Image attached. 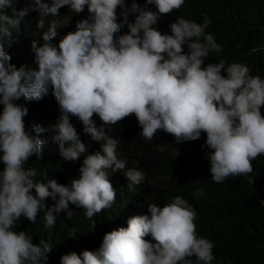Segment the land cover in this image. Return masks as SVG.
Listing matches in <instances>:
<instances>
[{
    "label": "clouds",
    "instance_id": "1",
    "mask_svg": "<svg viewBox=\"0 0 264 264\" xmlns=\"http://www.w3.org/2000/svg\"><path fill=\"white\" fill-rule=\"evenodd\" d=\"M18 2L0 0V264H220L213 260V242L197 234V213L185 197L173 196L168 186H162L159 203L147 205L139 196L146 175L135 167L125 170L120 141L105 125L134 114L146 140L160 130L178 144L200 139L211 150L206 157L214 182L249 175L252 161L264 155L259 63L228 62L236 51L205 32L212 23L207 14L203 24L183 17L173 22L169 14L185 0H34L31 10L42 17L66 10L82 19L58 45L53 20L42 34L45 42L33 41L37 67H17L4 45L30 11H17ZM158 22L171 23V34L157 30ZM44 26L41 18L38 27ZM211 52L214 57L205 63ZM50 90L60 111L53 138L64 160L88 151L70 117L103 142L102 151L86 155L70 187L30 165L33 156L42 159L39 133L47 129L38 125L33 134L24 119L29 109L16 103L39 101ZM106 170L123 171L119 191ZM70 204L92 222L88 238L54 232L57 214L66 211L62 217L71 218Z\"/></svg>",
    "mask_w": 264,
    "mask_h": 264
},
{
    "label": "trees",
    "instance_id": "2",
    "mask_svg": "<svg viewBox=\"0 0 264 264\" xmlns=\"http://www.w3.org/2000/svg\"><path fill=\"white\" fill-rule=\"evenodd\" d=\"M13 6L17 11L25 7L30 9L21 21L20 31L13 30L12 40H5V52L17 67H37L33 41L38 46L45 42L42 34L53 20L58 23L56 30L60 36L54 40L58 45L60 37L75 31L76 22L82 19L66 10L59 11L55 18L49 15L42 17L40 10H31L36 7L34 0H19ZM5 12L12 15L11 8ZM205 14L212 21L205 32L236 51V55L229 56L227 61L255 60L264 77V0H185L184 5L170 13L169 17L173 18V22L183 17L203 24ZM41 18L45 21L43 29L38 27ZM170 24L158 22L155 27L162 33L171 34ZM253 48L255 52H252ZM184 51L188 52L187 45ZM214 55L211 52L205 63L210 62ZM16 103L25 104L29 109L24 119L33 134H37L35 127L38 125L47 129L39 133L40 139L45 142L42 159L33 156L30 165L44 177L70 187L72 180L79 178V169L86 155L102 151L103 142L94 141L90 134L85 133L82 122L70 117L88 151L81 154L78 160H64L59 144L53 138L55 133L52 126L56 124L60 111L51 90L39 101L21 98ZM2 110L3 105H0V114ZM261 112L264 115V107ZM93 119L97 126L103 123L97 115ZM105 128L109 136H115L120 141V150L125 157H118L127 160L125 170L135 167L145 173L146 179L139 185L137 193L146 200L147 205L161 202L162 186L170 187L173 196L185 197L195 209L197 234L213 242L214 261L220 264H264V203H261L264 201V155L252 161L254 170L251 174L230 176L223 183H216L211 179L210 159L206 157L211 150L204 148L200 139L178 144L172 135L160 130L153 140H146L140 135L142 128L134 114L116 125H105ZM159 147L164 150L160 151ZM106 171L114 188L119 191L121 183L117 184V178L123 175V171ZM201 189L204 194L195 195ZM46 204L52 207L55 201L49 197ZM69 210L73 212L71 218L62 217L66 211L57 214L54 232L57 235L88 238L92 222L83 217L81 212L84 210L71 204ZM41 214L44 215L43 212ZM146 215H150L148 207ZM96 222L99 220L96 219ZM42 223L46 224L44 217ZM193 258L196 259L195 256Z\"/></svg>",
    "mask_w": 264,
    "mask_h": 264
},
{
    "label": "bare ground",
    "instance_id": "3",
    "mask_svg": "<svg viewBox=\"0 0 264 264\" xmlns=\"http://www.w3.org/2000/svg\"><path fill=\"white\" fill-rule=\"evenodd\" d=\"M56 111V110H55ZM52 119V118H51ZM44 120H46V118H44ZM82 238V237H81Z\"/></svg>",
    "mask_w": 264,
    "mask_h": 264
}]
</instances>
